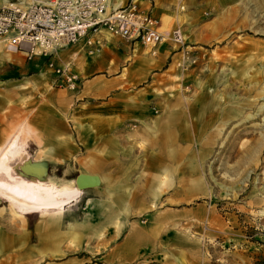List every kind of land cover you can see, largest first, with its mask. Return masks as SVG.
<instances>
[{"label":"crops","instance_id":"obj_1","mask_svg":"<svg viewBox=\"0 0 264 264\" xmlns=\"http://www.w3.org/2000/svg\"><path fill=\"white\" fill-rule=\"evenodd\" d=\"M144 6L161 25L172 18L174 28L181 20L175 0H152ZM94 36L103 45L98 53L87 54L81 40L53 58L56 66L78 75L76 90L55 84L46 57L8 52L0 42V149L19 129L25 143L26 161L14 170L40 180L67 172L76 177L80 171L101 180L55 209L60 221L41 220L40 245L47 253L62 250L48 247L68 230L78 239H102L108 248L102 264L151 260L162 228L175 221L176 206H184L191 218L195 203L208 224L206 232L213 226L221 231L223 191L210 174L212 149L198 153L194 148L184 91L168 89L173 77L169 70L180 52L174 44L161 42L154 54L147 53L141 43L111 35L103 27ZM182 165L186 184L178 190L176 174Z\"/></svg>","mask_w":264,"mask_h":264},{"label":"rangeland","instance_id":"obj_2","mask_svg":"<svg viewBox=\"0 0 264 264\" xmlns=\"http://www.w3.org/2000/svg\"><path fill=\"white\" fill-rule=\"evenodd\" d=\"M31 1L35 0H0V5ZM175 3L183 43L163 41L180 52L169 70L173 77L168 89L184 91L194 148L198 153L212 149L209 170L223 191L219 203L224 206V226L221 231L209 227L207 233L200 204L193 205L191 218L184 206H176L175 221L169 229L162 228L159 246L148 256L152 259L133 264H264V0ZM169 20L167 26L159 21L161 30L172 29L173 19ZM98 42L99 50L85 46L87 54L101 51ZM186 177L184 166L178 167V190L184 189ZM44 180L72 186L75 174L56 173ZM53 211L24 215L0 196V264H102L108 250L102 239H78L68 230H60L48 247L62 250L46 252L37 227L44 218L60 221Z\"/></svg>","mask_w":264,"mask_h":264},{"label":"built area","instance_id":"obj_3","mask_svg":"<svg viewBox=\"0 0 264 264\" xmlns=\"http://www.w3.org/2000/svg\"><path fill=\"white\" fill-rule=\"evenodd\" d=\"M144 2L152 0H127L122 4L111 0H35L0 5V42L8 52L46 57L56 76L55 84L76 90L78 75L66 66H56L53 58L60 49L81 40L98 49L94 35L101 27L116 37L141 43L152 54L165 40L183 43L180 28L161 30L159 20Z\"/></svg>","mask_w":264,"mask_h":264},{"label":"bare ground","instance_id":"obj_4","mask_svg":"<svg viewBox=\"0 0 264 264\" xmlns=\"http://www.w3.org/2000/svg\"><path fill=\"white\" fill-rule=\"evenodd\" d=\"M20 135L21 129L0 149V196L4 201L26 215L61 209L76 199L81 193V189L76 185L71 186L67 183L57 185L52 181L25 177L13 171L26 161V153L23 150L25 143Z\"/></svg>","mask_w":264,"mask_h":264},{"label":"water","instance_id":"obj_5","mask_svg":"<svg viewBox=\"0 0 264 264\" xmlns=\"http://www.w3.org/2000/svg\"><path fill=\"white\" fill-rule=\"evenodd\" d=\"M74 183L79 189L83 190L88 187L100 185L101 180L97 174L80 171L76 175Z\"/></svg>","mask_w":264,"mask_h":264}]
</instances>
